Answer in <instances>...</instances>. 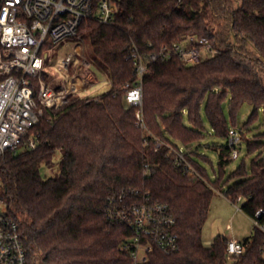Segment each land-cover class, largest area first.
<instances>
[{
	"label": "trees",
	"instance_id": "16d2710c",
	"mask_svg": "<svg viewBox=\"0 0 264 264\" xmlns=\"http://www.w3.org/2000/svg\"><path fill=\"white\" fill-rule=\"evenodd\" d=\"M116 2L111 24L85 20L79 30L90 62L108 77L110 90L44 109L29 136L38 137V146L0 158V201L19 224L29 263L133 264L132 233L109 219L107 205L109 197L136 189L169 206L180 237L179 251L165 255L154 248L141 264H264V232L256 226L242 241L244 253L230 260L225 236L210 246L203 241L216 193L233 204L244 199L240 210L264 224V133L248 139L242 132L250 170L243 164L226 182L231 150L213 147L222 171L212 180L196 146L205 137L203 112L215 135L225 139L244 105L253 107L246 126L264 112V0ZM190 36L206 38L214 56L194 67H184L175 55L148 62L143 130L137 126L138 108L126 101L137 83L131 49L158 54ZM55 62L46 61V68ZM48 76L45 71L43 78ZM228 94L232 127L225 110ZM180 149L200 179L187 177L173 152ZM56 152L62 154L60 174L44 179L41 169Z\"/></svg>",
	"mask_w": 264,
	"mask_h": 264
},
{
	"label": "built area",
	"instance_id": "2783aa9c",
	"mask_svg": "<svg viewBox=\"0 0 264 264\" xmlns=\"http://www.w3.org/2000/svg\"><path fill=\"white\" fill-rule=\"evenodd\" d=\"M117 12L116 0H0V158L8 152L35 149L39 144L38 137L29 136L40 123L44 109H60L70 97L83 96L88 91L90 82L83 72L89 65L81 57L80 27L85 20L109 25L115 20ZM67 39L75 42V54L56 60L53 68L62 82L56 88L43 78L46 61L49 51ZM47 47L50 49L47 50ZM203 51L214 50L206 38L196 36L172 46L165 45L158 54L145 56L136 47L131 49L129 59L134 61L137 83L128 91L126 101L129 106L138 108V127L147 130L143 115V79L148 72V62L175 55L184 67H194L205 61ZM71 65H75L73 74ZM242 132L236 128L229 130L226 140L231 160L239 158ZM161 146V143L157 144L158 149ZM173 152L179 163L185 164L187 177L200 179L186 162L184 149ZM107 212L112 222L120 223L131 231L133 264L146 262L154 248L165 255L179 251L176 218L167 204L153 202L149 194L132 189L111 196ZM261 215L262 211H259L257 218ZM254 224L264 232V224L256 220ZM243 253L242 242L229 241V260ZM0 264H30L19 224L8 215L1 201Z\"/></svg>",
	"mask_w": 264,
	"mask_h": 264
},
{
	"label": "rangeland",
	"instance_id": "374dc122",
	"mask_svg": "<svg viewBox=\"0 0 264 264\" xmlns=\"http://www.w3.org/2000/svg\"><path fill=\"white\" fill-rule=\"evenodd\" d=\"M80 43L81 57L86 60L88 63L87 66L89 65L86 67L85 72H83V76H86L90 82L88 91L85 92L83 96L93 97L107 93L110 90L108 77L92 62H90L88 45L84 43V41H81ZM66 44L69 46H66ZM74 46L75 42L71 39L62 41L57 46L53 47L51 51H49L47 63L50 64L51 62L53 63L56 61L58 58H64L69 54H75ZM213 56L214 51H203L204 60H208ZM74 68L75 65H71V74L74 73ZM46 71L49 76L45 80L54 87H60L62 82L59 78L58 72L53 68V66L47 67ZM96 82L98 83L95 84ZM229 100L230 95L228 94L225 102V110L229 125L232 127L228 108ZM252 112L253 107L246 104L242 107L236 118V129L243 131L246 134V138L248 139L255 135L264 133V112L262 110L259 111L258 117L254 123L250 126H246L251 118ZM202 117L205 127V137L196 146L200 145L199 154L205 156V159L199 158V162L207 170L208 177L212 180H215L216 174L219 175L220 171L222 170L219 166V153L218 151H215L213 147H227V140L225 138H219L215 135L205 112H203ZM184 122L187 125L190 124L187 113L184 115ZM239 151V158L236 160H231L230 163L224 168L225 174L223 180L225 182L228 180L230 174L243 164L248 171L250 170L252 157L248 156L247 143L245 141H243L242 145L239 147ZM61 163L62 154L60 152H56L51 164L42 167L41 176L44 179L58 176L61 171ZM244 203V199H240L236 204H232L231 202L227 201L222 194H215L210 206L209 218L203 229V241L205 244H207V241H214L217 236H225L226 238H232L233 240L245 241L252 235L255 224L253 220H251L240 210Z\"/></svg>",
	"mask_w": 264,
	"mask_h": 264
},
{
	"label": "crops",
	"instance_id": "0c3cea01",
	"mask_svg": "<svg viewBox=\"0 0 264 264\" xmlns=\"http://www.w3.org/2000/svg\"><path fill=\"white\" fill-rule=\"evenodd\" d=\"M98 82H96L95 84H97ZM94 84V85H95ZM225 198V197H224ZM226 199V198H225ZM227 201H229L228 199H226ZM230 202V201H229ZM233 204V203H232ZM228 240H233L232 238L230 239V238H227ZM236 241H239V242H242V241H240V240H236ZM213 241H207L206 243H212Z\"/></svg>",
	"mask_w": 264,
	"mask_h": 264
}]
</instances>
